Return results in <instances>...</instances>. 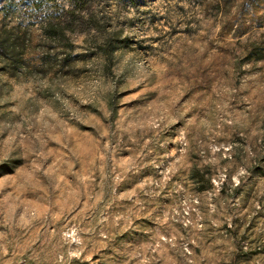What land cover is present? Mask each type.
<instances>
[{"label":"rangeland","instance_id":"374dc122","mask_svg":"<svg viewBox=\"0 0 264 264\" xmlns=\"http://www.w3.org/2000/svg\"><path fill=\"white\" fill-rule=\"evenodd\" d=\"M2 26L0 264H264V0H0Z\"/></svg>","mask_w":264,"mask_h":264},{"label":"trees","instance_id":"16d2710c","mask_svg":"<svg viewBox=\"0 0 264 264\" xmlns=\"http://www.w3.org/2000/svg\"><path fill=\"white\" fill-rule=\"evenodd\" d=\"M51 28L54 29V25ZM20 38L21 36L13 28L0 27V56L10 62L11 68L21 66L23 60L25 42ZM258 56H262V54L259 53Z\"/></svg>","mask_w":264,"mask_h":264}]
</instances>
